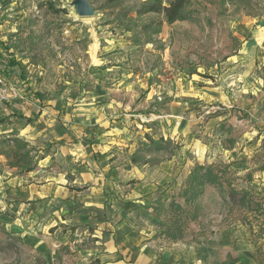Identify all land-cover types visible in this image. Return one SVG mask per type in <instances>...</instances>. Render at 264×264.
Masks as SVG:
<instances>
[{
  "label": "rangeland",
  "instance_id": "obj_1",
  "mask_svg": "<svg viewBox=\"0 0 264 264\" xmlns=\"http://www.w3.org/2000/svg\"><path fill=\"white\" fill-rule=\"evenodd\" d=\"M191 1L196 19L168 25L163 16H136L145 0L120 4L89 0L95 10L90 18L77 15L74 0H0V76L9 85L21 88V92L30 90L28 96L32 101L45 97L41 104H35L38 109L46 110L57 101L69 106L68 114L74 113L76 123L99 112L110 123H119L124 143L122 169L129 167L132 154L146 141V135L168 139L174 127L184 129V137L180 135L173 140L181 146L174 154L183 151L188 140L191 148L185 156L192 165L156 192V205L150 212L154 238L162 245L184 242L190 237H212L238 225L256 224L264 204V198L251 195L248 208L239 203L236 195L241 190L258 194L264 191V114L237 107L216 110L202 103L189 105L179 115L163 116L165 105L176 99L184 101L183 94L188 93L183 90L177 97L173 92L178 78L183 89L188 76V81L216 85L212 75L223 74L226 59L240 46L229 34L230 27L256 28L264 16V0ZM123 13L128 14L126 19L120 17ZM159 20L163 22L161 32L147 44L135 45L133 33L118 27L124 22L134 28L136 23ZM139 30L134 28L133 32ZM117 43L123 46L108 51L109 45ZM11 62L18 66L11 67ZM89 103L97 109L90 110ZM6 105L5 101L0 102V110ZM222 113L233 118L240 130H250L246 138L250 137L251 148L244 162L231 160L232 153L225 151L242 138L239 133L224 139L217 137L214 130L208 132L210 119ZM64 116L65 113L58 118L60 125H72ZM16 118L19 123L18 112ZM78 135L81 140L85 131L79 128ZM195 144L201 149L194 150ZM166 154L144 151L142 158L153 167L167 158ZM143 165L141 162L135 167L141 172L146 168ZM198 165L214 166L221 174L223 186L206 185L197 199H187L184 193L189 172ZM144 181L134 182L146 185ZM122 186L124 194L137 187ZM14 212L6 209L0 215L15 217ZM0 264L46 262L21 237L14 236L0 218Z\"/></svg>",
  "mask_w": 264,
  "mask_h": 264
},
{
  "label": "crops",
  "instance_id": "obj_2",
  "mask_svg": "<svg viewBox=\"0 0 264 264\" xmlns=\"http://www.w3.org/2000/svg\"><path fill=\"white\" fill-rule=\"evenodd\" d=\"M229 34L240 46L226 59L223 74L212 75L216 85L188 81V76L183 89L178 78L173 92L177 97L183 90L188 93L183 94L184 101L176 99L165 105L163 116H176L189 105L202 103L216 110L237 107L264 114V16L256 28L230 27ZM122 46L117 43L107 49ZM10 88L13 92L0 110V142L13 136L23 139L42 157L34 171L20 175L0 154V212L15 211V217L1 214L0 218L46 264H92L95 260L100 264H264V204L256 224L171 245H162L154 238L150 212L156 205V192L192 165L185 156L191 148L188 140L183 151L158 165L144 164L146 168L139 172L138 165L129 161L124 170L120 167L124 143L119 123H110L100 112L76 123L74 113L68 114L69 106L56 101L53 107L41 110L35 104H41L45 97L32 101L30 90ZM87 105L90 110L97 109L92 103ZM17 112L19 123L15 122ZM63 113L72 125H60L58 118ZM79 128L85 131L81 140ZM207 129L224 139L239 133L242 138L225 151L231 152V160L236 162L249 158L248 128L240 130L233 118L222 113L210 119ZM172 134L168 139L173 141L185 132L174 127ZM199 148L196 144L193 147ZM45 149L50 151L45 153ZM143 180L146 185L134 182ZM132 184L137 187L124 194L122 185ZM246 191L264 198V191Z\"/></svg>",
  "mask_w": 264,
  "mask_h": 264
},
{
  "label": "trees",
  "instance_id": "obj_3",
  "mask_svg": "<svg viewBox=\"0 0 264 264\" xmlns=\"http://www.w3.org/2000/svg\"><path fill=\"white\" fill-rule=\"evenodd\" d=\"M131 0H108L112 4H120ZM237 1V0H232ZM191 0H145L137 9L136 16L141 18L146 15L154 14L163 16L164 21L168 25H173L177 22L194 21L196 19L195 10L191 4ZM124 14V13H123ZM126 19L128 14L120 15ZM133 21V19H130ZM163 22L150 21L148 23H136L134 28L140 29L138 32H133L134 28L124 23H119L118 27L123 28L125 32L133 33V43L139 45L142 42L151 43L153 36L161 32ZM11 67H17L18 64L11 62ZM31 123L30 120H27ZM180 146L175 144L171 139H164L163 137L154 138L153 136L146 135V141L141 142L139 148L132 154L130 158L131 165H139L144 161L142 154L146 152H165L168 153L167 158L158 161V164L166 159L174 156V152L179 150ZM0 154L4 155L7 159V164L12 169H17L20 175L28 174L34 171L42 156L39 151L34 149L29 143L19 138H5L0 142ZM220 173L215 170V167L198 165L193 169L187 180L185 195L187 199H197L202 195L206 185L222 187ZM81 191V190H77ZM239 195V203L243 206L250 208L251 203L249 200L251 194L246 190H241L236 193ZM189 197V198H188ZM75 230V229H73ZM92 264H100L99 260H95Z\"/></svg>",
  "mask_w": 264,
  "mask_h": 264
},
{
  "label": "water",
  "instance_id": "obj_4",
  "mask_svg": "<svg viewBox=\"0 0 264 264\" xmlns=\"http://www.w3.org/2000/svg\"><path fill=\"white\" fill-rule=\"evenodd\" d=\"M74 8L77 15L81 18H90L95 15V10L89 0H74Z\"/></svg>",
  "mask_w": 264,
  "mask_h": 264
},
{
  "label": "built area",
  "instance_id": "obj_5",
  "mask_svg": "<svg viewBox=\"0 0 264 264\" xmlns=\"http://www.w3.org/2000/svg\"><path fill=\"white\" fill-rule=\"evenodd\" d=\"M10 92H13L10 85L0 76V102L7 101L10 98Z\"/></svg>",
  "mask_w": 264,
  "mask_h": 264
}]
</instances>
